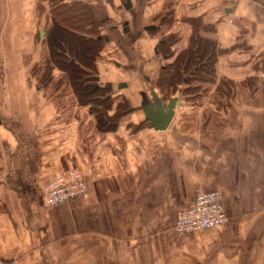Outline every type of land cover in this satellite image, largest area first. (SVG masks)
<instances>
[{
  "label": "crops",
  "instance_id": "1",
  "mask_svg": "<svg viewBox=\"0 0 264 264\" xmlns=\"http://www.w3.org/2000/svg\"><path fill=\"white\" fill-rule=\"evenodd\" d=\"M78 1L109 37L97 82L129 112L99 128L60 69L43 80L50 52L36 34L48 13L38 0H0V264H264V0ZM192 34L233 83L221 107L212 83L195 100L184 93L190 70L161 80L174 62L184 70ZM152 90L183 107L164 130L141 109ZM67 167L82 171L86 193L44 206L42 183ZM198 189L221 191L227 222L174 230Z\"/></svg>",
  "mask_w": 264,
  "mask_h": 264
},
{
  "label": "trees",
  "instance_id": "2",
  "mask_svg": "<svg viewBox=\"0 0 264 264\" xmlns=\"http://www.w3.org/2000/svg\"><path fill=\"white\" fill-rule=\"evenodd\" d=\"M54 6L51 7L53 15L50 18L53 23L45 34V41L48 44L50 53L45 61L46 67H43L45 70L42 73V78L43 80L47 79V71L49 72L51 68L57 67L60 69L62 76L58 79V83L70 86L77 102L87 106L91 113H95L94 116L99 128L112 129L117 124L113 122V119L117 115L128 113L129 109H125L126 104L120 102L115 107L114 113H110V103L106 106L105 102L110 100V97H112L110 93L114 91H111L112 89L105 85H99L94 77L95 60L100 55L104 42H106L102 39L103 36L100 40L98 39L100 38L98 37V20L92 15L89 6L80 1L70 3L61 1L56 7ZM209 52L210 45L201 41L197 42V38L192 34L186 52L187 61L185 62V68L183 67L184 70L181 69L180 62H174L172 63L173 69L167 68L166 73L168 75H163L161 80H165L167 84H174L182 80L181 73L190 70L186 77L187 86L184 93L194 94L189 96L192 100H195L201 94L202 84L210 83L213 80V56ZM41 69V64L34 67V70ZM232 86L233 83L230 80L220 79V84L216 87L217 94L220 96L218 107L222 106L223 101L221 98L231 92ZM104 105L105 113L101 109V106Z\"/></svg>",
  "mask_w": 264,
  "mask_h": 264
},
{
  "label": "built area",
  "instance_id": "3",
  "mask_svg": "<svg viewBox=\"0 0 264 264\" xmlns=\"http://www.w3.org/2000/svg\"><path fill=\"white\" fill-rule=\"evenodd\" d=\"M176 108L182 110V105ZM44 206H53L86 193L87 183L81 170L67 167L49 176L41 185ZM228 215L218 189H198L189 205L176 213L173 225L178 232L210 229L227 222Z\"/></svg>",
  "mask_w": 264,
  "mask_h": 264
},
{
  "label": "rangeland",
  "instance_id": "4",
  "mask_svg": "<svg viewBox=\"0 0 264 264\" xmlns=\"http://www.w3.org/2000/svg\"><path fill=\"white\" fill-rule=\"evenodd\" d=\"M62 0H38V2L36 3V5L38 6L37 8L38 9H40V11H42V13H45L46 14V12L48 13V16L50 17V18H52V11H51V7L53 6V5H55L54 7H56L58 4H59V2H61ZM75 1H78V0H75ZM91 1V3H96L95 2V0H90ZM63 2V1H62ZM70 2H74V0H67V2H65V3H70ZM96 6H97V3H96ZM53 7V8H54ZM135 15V14H134ZM104 16V15H103ZM106 16H104V18H105ZM50 18H48V21H47V19H46V17H45V20H46V22L42 25V27H40V28H42L43 29V32L45 31H47V29H49L50 27H51V25H52V23H53V21L50 19ZM107 18H109V17H107ZM116 19V17L115 16H113L111 19H106V21L107 22H109V24L110 23H113L112 21L113 20H115ZM136 19V17H134L133 15H132V20H131V24H129V21H128V24H127V29H128V31L124 34L125 35V39L127 38V37H130V35L132 34V33H134V28H132L133 27V25H134V21L133 20H135ZM111 21V22H110ZM124 21H126V19L124 20ZM108 24V25H109ZM108 25H107V27H108ZM111 26H116V23L114 24H110ZM109 25V27H111ZM41 29V30H42ZM117 29V28H116ZM115 30V29H114ZM120 34H121V31H120V29H118V30H115V33H114V35L116 36V39H117V42H119V44H121L122 42H123V40H124V38H121L120 37ZM36 38L39 40V39H43V38H45V33H43V35H39V33H37L36 34ZM107 42V41H106ZM63 58V57H62ZM66 58V57H65ZM64 59V58H63ZM61 63V62H60ZM61 64H63L64 65V63H61ZM208 73V72H207ZM202 74H204V72H202ZM210 83H212L213 85L212 86H214V90H216L215 89V87L216 86H218L219 84H220V81H219V79L215 76V74H213V80H212V82H210ZM116 90V89H115ZM116 91H114V94H113V92H111L110 94L112 95L113 94V96L112 97H110V100L109 101H107V102H105V105L107 104V105H109V103H110V106H109V111H110V113H112L113 111H115L113 108H115L120 102H124L125 104H126V107H125V109H129V105H127V101L125 100V98L122 96V95H120V94H116L115 93ZM170 93H166V95H169ZM201 95V94H200ZM220 97V96H219ZM218 97V98H219ZM114 104V106L112 107V105ZM105 105L104 106H101L102 108V112H104L105 113ZM106 105V106H107ZM100 107V106H99ZM182 110H183V108H182ZM90 111V110H89ZM90 113V112H89ZM114 113V112H113ZM91 114V113H90ZM93 114H95L94 112H93ZM127 114V113H126ZM126 114H124V115H117L114 119H113V122H116V123H118V122H120V120L121 119H123L124 117H125V115ZM111 115H115V114H111ZM139 127V126H138ZM115 128V127H114ZM114 128H113V130H114ZM134 128L135 127H132V131L134 130Z\"/></svg>",
  "mask_w": 264,
  "mask_h": 264
},
{
  "label": "water",
  "instance_id": "5",
  "mask_svg": "<svg viewBox=\"0 0 264 264\" xmlns=\"http://www.w3.org/2000/svg\"><path fill=\"white\" fill-rule=\"evenodd\" d=\"M130 0L124 4L126 8L130 7ZM126 21L122 24L126 26ZM126 31V27L124 28ZM41 34H43V30H40ZM95 78H98L96 76ZM151 98H145L142 102L141 109L144 114V118L148 121V127L153 128L155 130H164L167 128L169 123L175 114V106L179 102L178 96L170 97L168 100L161 99L158 94L152 90L150 92Z\"/></svg>",
  "mask_w": 264,
  "mask_h": 264
},
{
  "label": "flooded vegetation",
  "instance_id": "6",
  "mask_svg": "<svg viewBox=\"0 0 264 264\" xmlns=\"http://www.w3.org/2000/svg\"><path fill=\"white\" fill-rule=\"evenodd\" d=\"M103 19H105V18H103ZM102 21H104V20H102ZM111 26V25H110ZM117 27V26H116ZM111 27H109V29H110ZM98 37H100V38H98L99 40L101 39V37H102V35H98ZM105 38V39H104ZM103 40H106V41H108L109 40V37L108 36H106V37H104L103 36V38H102ZM96 80H97V78H96ZM98 81V80H97ZM100 85V84H99ZM106 87L108 86V87H110V85H105Z\"/></svg>",
  "mask_w": 264,
  "mask_h": 264
},
{
  "label": "bare ground",
  "instance_id": "7",
  "mask_svg": "<svg viewBox=\"0 0 264 264\" xmlns=\"http://www.w3.org/2000/svg\"><path fill=\"white\" fill-rule=\"evenodd\" d=\"M94 77H96V75H94ZM179 101H180V99H179ZM179 103V102H178Z\"/></svg>",
  "mask_w": 264,
  "mask_h": 264
}]
</instances>
